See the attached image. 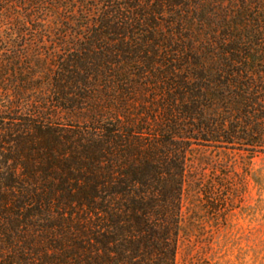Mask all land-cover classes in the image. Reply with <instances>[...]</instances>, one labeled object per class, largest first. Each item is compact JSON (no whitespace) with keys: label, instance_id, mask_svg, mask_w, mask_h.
Instances as JSON below:
<instances>
[{"label":"trees","instance_id":"trees-1","mask_svg":"<svg viewBox=\"0 0 264 264\" xmlns=\"http://www.w3.org/2000/svg\"><path fill=\"white\" fill-rule=\"evenodd\" d=\"M199 148L264 155V0H0V264H175Z\"/></svg>","mask_w":264,"mask_h":264},{"label":"rangeland","instance_id":"rangeland-1","mask_svg":"<svg viewBox=\"0 0 264 264\" xmlns=\"http://www.w3.org/2000/svg\"><path fill=\"white\" fill-rule=\"evenodd\" d=\"M175 264H264V155L189 156Z\"/></svg>","mask_w":264,"mask_h":264}]
</instances>
